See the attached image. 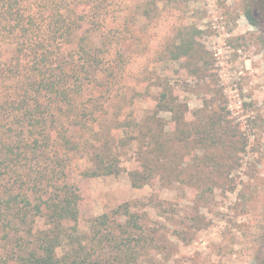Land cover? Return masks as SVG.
<instances>
[{
	"label": "rangeland",
	"instance_id": "obj_1",
	"mask_svg": "<svg viewBox=\"0 0 264 264\" xmlns=\"http://www.w3.org/2000/svg\"><path fill=\"white\" fill-rule=\"evenodd\" d=\"M88 28L83 23L65 49L86 35L85 48L101 47L107 57L117 52L125 63L122 77L104 79L94 101L87 95L78 101L86 127L67 128L75 146L68 180L81 197L80 231L91 217L129 202L144 215L134 264H263L264 0H137L97 31ZM197 30L208 52L202 73L197 62L174 57ZM165 86L182 106L175 133L183 131L184 141L169 135L175 123L161 109ZM221 116L216 130L225 140L203 136L201 144L197 127ZM149 127L165 148L154 166L165 157L180 175L157 173L133 187L129 174L146 158L142 134ZM108 167L116 172L100 171ZM92 170L99 171L83 173Z\"/></svg>",
	"mask_w": 264,
	"mask_h": 264
},
{
	"label": "trees",
	"instance_id": "obj_2",
	"mask_svg": "<svg viewBox=\"0 0 264 264\" xmlns=\"http://www.w3.org/2000/svg\"><path fill=\"white\" fill-rule=\"evenodd\" d=\"M136 5L137 0H0V264H134L137 260L144 215L137 216L125 202L91 217L87 230L80 231L81 197L77 183L68 180L69 151L75 146L67 128L86 127L78 119V101L85 95L94 101L104 79L122 77L125 62L118 60L117 52L107 57L108 53L100 56L101 47L85 48L86 35L74 48L65 49L83 23L89 25L88 31H97ZM244 14L256 25L250 10ZM199 33L182 39L174 57L197 62L202 73L208 52L200 48ZM169 94L167 86L160 92L161 109L170 111L175 123L169 135H181L184 141L183 131L175 133L183 118L182 106ZM223 119L214 117L206 129L197 127L201 144L203 136L225 140L216 130ZM146 130L141 147L146 158L129 174L133 187L157 173L180 175L165 157L154 166L165 152L164 141L151 127ZM100 171L116 172L109 167ZM37 218L43 219L42 226Z\"/></svg>",
	"mask_w": 264,
	"mask_h": 264
},
{
	"label": "water",
	"instance_id": "obj_3",
	"mask_svg": "<svg viewBox=\"0 0 264 264\" xmlns=\"http://www.w3.org/2000/svg\"><path fill=\"white\" fill-rule=\"evenodd\" d=\"M264 264V263H263Z\"/></svg>",
	"mask_w": 264,
	"mask_h": 264
}]
</instances>
